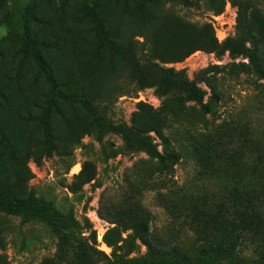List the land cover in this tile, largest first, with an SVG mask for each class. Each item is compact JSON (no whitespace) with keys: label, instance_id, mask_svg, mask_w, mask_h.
Wrapping results in <instances>:
<instances>
[{"label":"rangeland","instance_id":"rangeland-1","mask_svg":"<svg viewBox=\"0 0 264 264\" xmlns=\"http://www.w3.org/2000/svg\"><path fill=\"white\" fill-rule=\"evenodd\" d=\"M31 5L27 34L62 90L90 100L96 117L59 103L46 118L49 86L23 38L9 37L4 25ZM99 29L124 51L133 41L137 58L121 59L100 42ZM259 47L264 1L0 3V155L8 150L0 192L33 202L28 214L0 211V264H74L82 255L88 264H264V240L251 233L231 261L198 251L227 241L230 190H256L245 180L264 145V80L252 64ZM171 68L205 93L211 114L202 117L185 94L161 87L160 69ZM201 118L210 123L203 135L227 126L238 140L203 155V172L186 149ZM119 127L140 131L161 155L155 130H162L184 159L165 171L147 151L127 148ZM120 217L146 223L152 246L135 230L123 233Z\"/></svg>","mask_w":264,"mask_h":264},{"label":"trees","instance_id":"trees-1","mask_svg":"<svg viewBox=\"0 0 264 264\" xmlns=\"http://www.w3.org/2000/svg\"><path fill=\"white\" fill-rule=\"evenodd\" d=\"M137 7H142L147 3H154L159 1H170L176 3H183L186 5L190 4V0H127ZM252 4L259 3L264 0H249ZM0 3H16V0H0ZM34 5L28 6L22 12H12L6 18L4 25L8 29V36L15 38L21 36L24 40V46L26 51L31 56V59L39 68L40 72L43 75V78L47 85L49 86V94L46 101V118L48 119L50 114L59 110V103H64L67 105H79L92 117H96L95 110L91 106V102L88 99L80 98L77 96H71L66 94L56 79L52 68L42 57L38 45L31 39L27 34L26 28L27 24L33 15ZM242 9V7H241ZM95 23L97 24V19L94 18ZM99 38L100 42L107 46L112 51H115L118 56L128 61L129 58L132 60L136 59L138 55V49L134 45L133 41L129 43V48L124 51L119 47H115L111 44L108 39L104 36L102 29H99ZM141 38H146V35H142ZM139 44V43H138ZM130 57H128V55ZM254 57H260L258 60L253 61L254 71L260 80H264V50L262 48H257L252 52ZM138 68V64L135 66ZM157 67V66H156ZM159 68V67H158ZM163 73L161 79V87L165 90L178 89L181 93L185 94L188 99L192 102H195L201 108L203 114L202 117H206L211 114V109L205 104V93L202 92L193 82H188L185 78L184 72H179L176 69H160ZM141 89L145 88L144 83L141 84ZM164 117V112L159 114ZM100 129H104V126L98 122ZM190 135L193 136L190 145L187 147V150H191V153L196 158L197 162L201 166V172L205 170L206 163L202 160V156L219 151H229L231 146L234 145L238 140L234 139L237 132L236 129L229 127L219 126L220 130L213 129L217 132L214 137L207 134L203 135V128L205 131H208L210 128V123L204 118H201V121L197 124ZM201 127V128H200ZM215 128V125L212 126ZM211 127V128H212ZM202 129V130H201ZM102 132H104L102 130ZM158 137L162 140L164 145V154L161 155L157 148L152 145L150 138H142L140 131L135 128L129 129L125 127H119L118 133L122 135L127 148L131 150H144L147 151L150 155L156 157L162 165H164V170L169 171L174 169L181 160L184 159L182 151L176 150L174 143L169 135H166L164 131L156 129L155 130ZM209 135V136H208ZM201 137V138H199ZM211 137V138H209ZM257 150H260V155L257 158V161L253 164V169L250 174V177L246 179V183L249 182L255 187V191L252 194H247L239 189L230 190L228 199H227V221H228V239L222 246H200L198 249L199 253L204 254H213L216 258H223L226 261H231V259L236 255L241 246L242 241L245 238V235L251 233L253 236H260L264 240V145L259 146ZM8 150L4 151L3 155H0V161L3 159L2 156L7 155ZM49 156L51 153H48ZM37 165L40 164V160L35 161ZM33 208V202L31 200L24 199H13L9 196L0 192V211L6 212L12 215L28 214ZM134 221V220H133ZM130 220H125L123 217H120L117 220V226L121 228L123 233L129 230H135L139 234V238L143 244L148 248L152 246L150 241L149 227L146 223L143 222H133ZM208 242V241H205ZM262 247V246H261ZM121 248V247H119ZM208 252V253H207ZM61 260H50L46 264H58ZM89 261L86 255L77 257L74 261V264H88Z\"/></svg>","mask_w":264,"mask_h":264}]
</instances>
